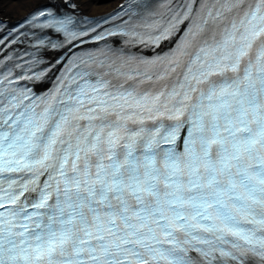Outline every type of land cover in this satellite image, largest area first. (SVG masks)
Segmentation results:
<instances>
[{
    "label": "snow or ice",
    "instance_id": "6c2138e0",
    "mask_svg": "<svg viewBox=\"0 0 264 264\" xmlns=\"http://www.w3.org/2000/svg\"><path fill=\"white\" fill-rule=\"evenodd\" d=\"M79 8L0 20V264H264V0Z\"/></svg>",
    "mask_w": 264,
    "mask_h": 264
},
{
    "label": "bare ground",
    "instance_id": "6f19581e",
    "mask_svg": "<svg viewBox=\"0 0 264 264\" xmlns=\"http://www.w3.org/2000/svg\"><path fill=\"white\" fill-rule=\"evenodd\" d=\"M121 1L122 0H74V2L80 4L79 12L86 16H94L96 14H102V15L108 14V11L111 10L113 7H115ZM49 2L50 0H0V18L4 22L13 23L14 21L19 20L21 17L26 15L29 11L39 8L41 5L47 4ZM56 2L58 4H61L62 6L63 0H56ZM65 10L72 11L71 9H65ZM44 36L45 37L49 36L48 31H44ZM48 40L49 38L46 40V43L48 42ZM52 40L53 42H56L54 36L52 37ZM28 43L32 44L30 41ZM13 45L15 44H11L9 46L8 43L6 49L1 53L7 52L11 46H12L11 48L17 47V51H15L14 53L20 51V49L21 50L27 49L26 44H17L15 46ZM172 46L173 45H165L164 49ZM44 47L40 50V54L43 55V57L48 61H55L56 58L58 57L57 55H55L56 51L53 52H49L48 50L43 51ZM143 53L149 54L147 50L143 51ZM58 55L60 56V53H58ZM16 71L20 72L21 70L16 69Z\"/></svg>",
    "mask_w": 264,
    "mask_h": 264
}]
</instances>
